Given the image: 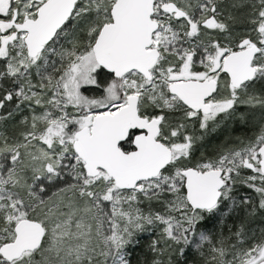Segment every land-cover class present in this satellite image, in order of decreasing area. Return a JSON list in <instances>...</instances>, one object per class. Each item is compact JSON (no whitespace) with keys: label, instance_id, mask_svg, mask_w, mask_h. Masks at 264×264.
<instances>
[{"label":"snow or ice","instance_id":"obj_1","mask_svg":"<svg viewBox=\"0 0 264 264\" xmlns=\"http://www.w3.org/2000/svg\"><path fill=\"white\" fill-rule=\"evenodd\" d=\"M224 207L264 217V0H0V264H264Z\"/></svg>","mask_w":264,"mask_h":264},{"label":"trees","instance_id":"obj_2","mask_svg":"<svg viewBox=\"0 0 264 264\" xmlns=\"http://www.w3.org/2000/svg\"><path fill=\"white\" fill-rule=\"evenodd\" d=\"M238 120L233 123V134H235V139L231 143L238 142V138H244L245 136H250L253 134V129L256 124H252V121L249 122L248 126L243 125L242 123L238 125ZM230 123V122H229ZM229 143V142H228ZM222 143L214 144L211 150H207L205 153L211 155L213 154ZM199 146V145H198ZM127 147V145H126ZM244 195H255L251 192L250 189H242L238 190L234 193V196L237 200ZM228 202H226L227 205ZM241 219L249 228L250 232L256 234L259 237L261 230L264 229V217H262L259 213L251 214L249 212L242 211L239 207L236 210L230 211L227 207H224L221 214H218L217 219L210 221L208 225L207 231L213 235H219L222 231L225 236L229 234V229L233 227H238L241 223ZM254 226H259V230H255ZM150 241L145 238L141 240L140 247L133 253L134 257L140 261H143L144 256L147 254V245ZM199 255L196 253L195 249L189 253L188 264H199ZM133 264H136V260L133 261Z\"/></svg>","mask_w":264,"mask_h":264},{"label":"rangeland","instance_id":"obj_3","mask_svg":"<svg viewBox=\"0 0 264 264\" xmlns=\"http://www.w3.org/2000/svg\"><path fill=\"white\" fill-rule=\"evenodd\" d=\"M239 121V120H238ZM234 122L228 123L227 127H224L223 125L220 128H217L215 131H209L205 139L200 142L203 144V147L200 148L201 152H206L207 150H211L213 148L214 144L225 142L231 143L235 139V134H233V130H235L233 127ZM238 125L241 124L240 122H237ZM252 124H256V121L253 120ZM221 144V145H222ZM199 147V146H198ZM255 230H259V226H254Z\"/></svg>","mask_w":264,"mask_h":264}]
</instances>
